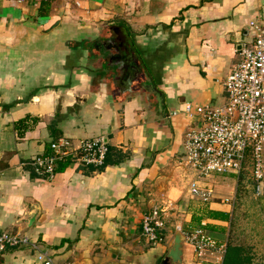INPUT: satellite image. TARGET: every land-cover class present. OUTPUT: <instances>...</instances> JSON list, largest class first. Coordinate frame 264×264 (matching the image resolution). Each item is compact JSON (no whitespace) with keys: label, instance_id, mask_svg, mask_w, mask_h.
Masks as SVG:
<instances>
[{"label":"crops","instance_id":"obj_1","mask_svg":"<svg viewBox=\"0 0 264 264\" xmlns=\"http://www.w3.org/2000/svg\"><path fill=\"white\" fill-rule=\"evenodd\" d=\"M251 22L264 27V0H0V233L29 240L0 264H161L199 229L226 245L238 181L200 180L208 204L191 195L184 106L225 104ZM57 135L101 139L110 164L47 179L34 163ZM155 211L157 245L142 232ZM222 261L184 243L183 264Z\"/></svg>","mask_w":264,"mask_h":264},{"label":"built area","instance_id":"obj_2","mask_svg":"<svg viewBox=\"0 0 264 264\" xmlns=\"http://www.w3.org/2000/svg\"><path fill=\"white\" fill-rule=\"evenodd\" d=\"M253 41L241 52L240 63L225 82L226 102L218 107L184 106L185 113L197 119L185 136L186 165L197 178L190 185V193L204 204L212 201V191L199 185L200 178L210 174L239 176L251 163L250 176L257 196L264 197V27L250 23ZM173 112L171 116H177ZM169 116V118H171ZM108 147L101 139H91L79 146L66 139L54 140L50 152L35 160L34 166L47 179L56 175L59 163L68 159L80 166L102 167ZM163 223L160 212L147 214L143 218L142 232L146 240L157 245L162 243ZM197 258L218 254L222 258L226 245L205 234L203 229L186 235ZM27 237L0 233V247L5 245H27ZM42 264L51 261L41 254Z\"/></svg>","mask_w":264,"mask_h":264},{"label":"rangeland","instance_id":"obj_3","mask_svg":"<svg viewBox=\"0 0 264 264\" xmlns=\"http://www.w3.org/2000/svg\"><path fill=\"white\" fill-rule=\"evenodd\" d=\"M237 175L210 174L200 178L201 181L235 180ZM197 178L194 179V181ZM212 200L214 193H212ZM264 197L257 196L250 183H243L237 188L235 206L233 207L229 223V240L242 246L246 254L251 257L252 264H264ZM211 203V202H210ZM201 204H204L201 202ZM188 233V234H187ZM192 233V231H191ZM186 232L187 235L191 234ZM196 256V255H195ZM208 264V263H206Z\"/></svg>","mask_w":264,"mask_h":264},{"label":"trees","instance_id":"obj_4","mask_svg":"<svg viewBox=\"0 0 264 264\" xmlns=\"http://www.w3.org/2000/svg\"><path fill=\"white\" fill-rule=\"evenodd\" d=\"M23 123H24V121L19 122L16 125V127L17 126L23 127ZM59 139H60V135L55 136V140H59ZM111 153L114 154L115 152L112 151V152H110V154ZM115 154H117V153H115ZM110 162L111 161L107 157L104 166H107L108 164H110ZM70 163H71L70 159H68L66 162L59 163L58 169L56 171V175L58 172L67 168ZM104 166L101 169H103ZM251 166H252L251 163L248 164V169L244 170L239 176H237L236 179L238 181V191H239V188L242 187L243 183H250L253 187V181H252L251 176H250ZM213 216H216V215L213 214ZM222 264H252V259H251V257H249L246 254V251L242 246L236 245L228 239V242L226 244V251H225V254L223 256Z\"/></svg>","mask_w":264,"mask_h":264},{"label":"water","instance_id":"obj_5","mask_svg":"<svg viewBox=\"0 0 264 264\" xmlns=\"http://www.w3.org/2000/svg\"><path fill=\"white\" fill-rule=\"evenodd\" d=\"M118 42H121L123 46L120 47L123 49L128 50L127 44L125 45L121 39L118 40ZM131 46V44H130ZM186 242V236L178 232L175 235L174 241L171 245V248L166 255L165 259L161 264H183L184 262V243Z\"/></svg>","mask_w":264,"mask_h":264}]
</instances>
